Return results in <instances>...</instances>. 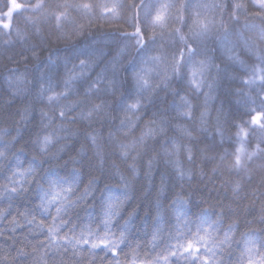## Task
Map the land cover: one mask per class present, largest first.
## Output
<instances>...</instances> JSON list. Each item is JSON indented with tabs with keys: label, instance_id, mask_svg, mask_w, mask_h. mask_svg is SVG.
<instances>
[{
	"label": "snow or ice",
	"instance_id": "1",
	"mask_svg": "<svg viewBox=\"0 0 264 264\" xmlns=\"http://www.w3.org/2000/svg\"><path fill=\"white\" fill-rule=\"evenodd\" d=\"M252 6L258 8L255 13H248L247 5L244 3H234L232 7L231 19L239 21V13L264 18V0H251ZM7 11H0V28L5 30V35L11 34L12 17L17 11H31L41 14L45 18H54L57 29L63 26L65 21H69V10L81 12L84 15H93L96 9H100L102 17L111 16L119 18V3H113L111 6L106 4H93L90 2L71 4L65 0L64 3L56 4L55 9L47 10L45 0H37L34 4H21L17 0H10L6 5ZM136 26L131 33H122L124 39H135L138 60L132 61L128 68L122 69L119 58H114L110 65L100 68L94 78L91 73L97 66L98 58L93 57L90 53L87 58L80 59L78 63L67 68L65 60V72L62 78H54L50 72H41L38 77L37 98L41 103L53 109V115L49 116L47 112L41 110V135L39 132L32 141L38 149L41 157H32L27 161L20 159L23 155L21 151H13L17 136H13L11 141L5 142L3 136L7 132L0 133V178L5 183L0 184V241L4 242L6 251L0 255V264H20L21 261L32 257L33 264H47L49 256L55 257L61 253L67 254L71 248L74 258H84L90 256L95 250L110 252L114 264H177V261H183V264H225L223 259L225 250L229 251V259L236 256L235 264H264V239H257V232L247 231L242 234V239L235 240V231L238 225L233 222L227 226L224 225L221 211L217 219H211V213L207 209L201 210L192 218H189L191 208V196L185 198L180 192H177L170 202V209L174 216V224L165 236L163 229L159 226L151 233V239L148 243L151 247L144 255H140L142 244L137 243L131 247L129 241V225L132 214L120 223L123 215V209L129 202L130 180L127 176L121 174L117 169L114 176L119 177L118 185L105 184L100 187L99 176H93L89 179L88 184L83 191H80L79 185L82 182V174L78 169L71 171L53 170L52 167L45 168L44 165L53 159L59 158V152L64 149L61 147L57 153L49 154L50 148L57 143L61 137L57 130L47 131L55 123L56 119L61 121L69 120L68 113L75 112L77 108L81 111L77 117L71 120L80 119L89 122L94 117L107 116V110L113 107L107 97L118 96V101L113 110H121L124 115L120 121V127H127L129 131L134 129L136 123L141 117L137 115L145 106L150 103L155 95L162 89H167L172 80L186 74L189 89L196 95L203 92L204 110L201 111L199 122L201 130H206L207 125V105L215 91L217 79L228 77L235 82V77L229 76L230 68L239 64L240 69L247 75L240 80V83L246 87H253L257 84L260 91L264 92V53L255 52L257 64L248 65L240 59L236 52V42L229 39L233 31L227 26H223V13L227 8L226 4H221L212 0V2L197 3L193 5L191 0H182L178 11L190 13L191 23L188 24V16L178 15L173 17L171 10L176 7L173 3H163L156 8L152 14L151 4H146L142 0L137 5ZM141 9H147L145 15H151L148 22L151 26L152 33L148 41L145 40L141 28V19L139 12ZM219 12L220 18H217ZM40 17H28L29 21L35 23ZM171 20H178L181 27H170ZM74 23V21H73ZM187 25V31H183V26ZM240 37V33H235ZM17 35H20L17 30ZM22 39L24 37H21ZM159 40V46L152 48L149 45H155ZM209 43L215 47L209 48ZM179 55H176L177 46ZM219 51V56L212 55ZM249 51H252L249 49ZM36 53L34 52L33 55ZM78 55H86L84 51ZM200 57L196 59V57ZM219 60V63L215 61ZM54 61L49 58V65ZM78 69V71H77ZM130 69V72H129ZM129 73L121 76V73ZM215 72V75H213ZM18 85L28 83L25 77H17ZM87 85L86 87L84 85ZM36 86V85H34ZM207 88V91H205ZM59 89V90H58ZM83 89V90H81ZM25 89L18 88V92ZM237 95L244 96L243 89L236 90ZM176 95V93H174ZM73 97H75L73 99ZM251 99L250 97H246ZM93 99H98L99 103H93ZM254 102V101H253ZM261 113L252 117L247 123L249 127L257 126L264 130V96L260 97ZM171 107L175 108L177 118L192 121L194 120V105L188 96H180L178 103H173ZM85 108L87 110H85ZM56 109H59L58 113ZM251 111H255L252 109ZM156 114L154 113V116ZM21 119H29L28 109L21 113ZM48 123H44V121ZM70 120V122H71ZM167 122L156 119L148 122L138 138L131 144H120L122 155L126 158L130 151L136 149L137 144L143 145L147 138H154L165 131L164 125ZM238 130L234 137H229L227 142L231 145L235 141L234 150L230 153L225 149L217 160L216 156L205 157V159L217 160V167L213 168L215 173L219 167H224L229 172H240L246 167V159H251L259 152H264L261 147L264 144V137L257 143L255 149L251 152L246 147L249 131L242 127L241 124H234ZM179 131L184 133L191 140L194 139L192 132L187 126L177 125ZM59 131H67L63 125L58 126ZM214 135L220 137V143H225V131L222 122V113L218 112L216 117V127ZM93 145H96V136H91ZM163 155L167 158L166 162L171 164L178 176L183 179L186 172L180 160L181 149L184 145L175 141L170 146L162 145ZM187 151V159L191 162L194 159L193 152L190 148ZM204 151H207L205 149ZM99 155V151L97 152ZM129 165V170L135 176L137 172L135 160ZM231 155L229 161L227 157ZM74 163L76 161H73ZM149 173L152 168V161L148 162ZM61 172H64L62 175ZM103 174V168L101 167ZM36 185L37 198L39 203L31 209L25 208L20 211L18 197L32 191V186ZM239 189V184L234 187V191ZM97 192L99 196L97 197ZM79 193V194H77ZM93 203L89 204V201ZM14 208L16 209L14 211ZM91 209L92 211H89ZM159 209V205H158ZM76 210H82L86 213V222H81L77 217V222H73L71 217ZM95 212V215L92 212ZM43 216V219L37 220V215ZM11 216V220L7 218ZM50 217V221L45 223ZM161 217L156 218L159 224ZM7 220V225L4 222ZM264 225V209L259 221ZM71 225V227H69ZM93 225H95L93 227ZM27 233L23 236H17L18 231ZM67 229V231H64ZM223 232L222 239L219 233ZM264 233V228L259 230ZM63 232V235L61 233ZM43 235L44 239L36 244H32L30 237ZM147 235V234H146ZM18 244L20 246H18ZM128 244L130 252L125 254V260L119 259L118 249L121 245ZM31 247V251H29ZM87 249V252L84 249ZM14 250V253H13ZM155 252L156 255H152Z\"/></svg>",
	"mask_w": 264,
	"mask_h": 264
},
{
	"label": "trees",
	"instance_id": "2",
	"mask_svg": "<svg viewBox=\"0 0 264 264\" xmlns=\"http://www.w3.org/2000/svg\"><path fill=\"white\" fill-rule=\"evenodd\" d=\"M9 2L10 0H0V5H6ZM17 2L30 5L36 3L37 0H17ZM64 2L65 0H45V6L47 10L62 11L63 9H55V5ZM67 2L71 4L90 2L108 6L119 3L121 5L118 9L119 18L102 17L100 9H96L91 16L69 10V21H65L63 26L57 29L54 18H45L41 14L31 11H17L12 17L11 34L5 35V30L0 28V133H8L3 136L5 142L11 141L13 136H17L13 151L22 150L23 155L20 156V159L24 161L25 166H27V161L34 156L44 159L32 141L38 132L41 135L44 134L41 130V110L47 112L49 116L53 115V109L41 103L36 95L38 77L42 71L50 72L54 78H62L65 72V60L68 61L67 68H71L80 59L87 58V54L90 53L93 57L98 58L97 66L90 77L94 78L100 68L110 65L114 58H119L122 69L128 68L130 62L139 59L135 46L136 40L124 39L121 34L131 33L135 30L136 6L140 5L142 0H67ZM144 2L152 5V14L160 4L173 3L176 5L171 10L173 17L182 14L188 16V24L191 23L192 9H189L187 13L178 11L182 0H144ZM205 2H212V0H191L193 5ZM216 2L227 5L222 17L223 26H227L233 31V35L229 39L236 42V52L240 59L248 65L257 64L255 52L258 50L264 53V18H256L241 12L239 21H233L231 5L237 2L244 3L247 5L248 13H255L259 9L252 6L251 0H216ZM0 11H7V8L0 7ZM146 11L147 9H141L139 15L144 38L148 41L152 29L148 23L151 20V15H145ZM38 16L40 18L35 23L28 19V17L36 18ZM217 18H220L219 12ZM169 26L181 27L178 20H171ZM17 30L20 35H17ZM183 31H187V25L183 26ZM235 33H240V37ZM159 43L160 41L157 40L155 45L150 44L149 46L155 48L159 46ZM208 46L210 49L215 47L213 43H209ZM178 47L179 45L176 55H179ZM81 51H84L86 55H78ZM34 52L35 55H33ZM210 54L219 56L220 53L217 50ZM49 58L54 61L51 66ZM199 58V56L196 57V59ZM215 62L219 63V60ZM127 74L129 73L122 71L121 76ZM246 75L240 69V65L235 64L229 70V76L235 77V82L228 77L217 79L215 91L207 105V125L204 131L201 130L199 122L200 113L205 108L204 94L202 92L196 95L189 89L186 74L183 78L179 76L174 78L167 89H162L150 103H145L140 113L137 114L141 119L137 121L131 131L127 127H120V121L124 115L122 109L113 110L118 96L107 97L113 107L107 110V116L101 114V116L94 117L92 122L80 119L71 120L72 117H77L81 111L80 108H77L75 112L68 113L69 120L56 119L52 127L47 130H57L59 136L67 138L60 139L50 148V155L57 153L61 147L64 150L59 152L58 159L49 160L44 167H52L53 170L63 169L64 171L80 170L82 174L80 191H83L93 176L101 177L100 187L105 184H119V177L113 175L117 169L121 174L127 176L131 182L130 200L123 209L120 223L122 224L132 214L128 238L131 247H135L137 243L143 245L139 250L141 256L151 247L148 241L157 226L163 229L166 236L174 224L170 202L177 192H180L185 198H188L189 194L191 196V203L188 205L191 208L189 218L201 210L207 209L209 213L213 214L211 219L214 220L217 219L216 214L223 211L225 226L233 222L238 225L235 231L236 241L241 240L242 234L247 231H255L257 239H264V233L259 231L264 228V225L259 222L262 209H264V152L257 153L251 159L245 157L246 167L240 172H229L224 167H219L215 173L212 171L214 167H217V160L225 149H228L230 153L234 150V139L231 145L227 142L228 138L234 137V133L238 130L233 126L234 124H241L249 131L246 147L250 152L264 137V130L259 127L254 125L249 127L247 123L242 124V121L250 122L253 116L261 113L260 97L264 96V92L259 90V84L249 88L240 83V80ZM17 77H25L28 83L18 85ZM21 87L25 91L18 92V88ZM241 88L245 93L244 96L237 95L236 90ZM184 95L188 96L194 105L195 119L192 121L177 118V110L171 107L174 102H179L180 96ZM92 102L99 103V100L93 99ZM24 109H28L29 119L27 121L21 119ZM252 109L255 111H251ZM85 110L87 109L85 108ZM58 111L59 109H56L57 113ZM218 112L222 113L225 131L226 142L223 144L220 143V137L214 135ZM153 119H156L157 123L160 119L167 122L164 125V133L154 138H147L143 145L137 144L136 149L130 151L125 158L119 145L131 144L134 140H138L146 126H150L148 122ZM44 123H48V121L45 120ZM59 125H63L67 131H59ZM177 125L187 126L194 139L189 140L184 133L178 130ZM93 135L97 138L96 145H93L90 139ZM173 141L184 145L185 148H190L194 155V159L190 162L187 159L185 148L181 149L180 160L186 172L183 179L178 176L173 166L166 162L167 158L163 155L161 146H170ZM261 147L264 148V144ZM205 149L207 151H204ZM98 151L99 155H97ZM137 153H141V155L135 160L137 172L133 176L129 165L133 163V157H137ZM213 155L217 160L205 159V157ZM231 159L232 156L229 155L227 160ZM150 160L152 168L149 173L148 162ZM61 174L63 175L64 172ZM3 183H5L4 179L0 178V184ZM237 184H239V189L234 191ZM37 196L36 185H33L32 191L18 197L19 203L16 207L20 211L25 208L31 209L39 203ZM88 203L91 204L93 201L90 200ZM89 211L92 210L89 209ZM92 214L95 215V212L93 211ZM158 215L161 217L159 224L156 221ZM77 217L81 222H86L84 211L76 210L74 212L71 217L74 223L77 222ZM11 218L9 216L7 220H11ZM40 219H43V216L38 214L37 220ZM7 220L4 222L5 225H7ZM49 221L50 217L45 223ZM26 233L27 229H24L23 232L18 231L16 235L23 236ZM222 237L223 232L221 231L219 238L222 239ZM30 239L34 245L43 240L44 236L37 234ZM18 246L20 245L18 244ZM28 250L31 251V247ZM4 251H6L4 242L0 241V255H3ZM84 251L87 252V249L85 248ZM118 252L119 259L124 261L125 254L130 252V246L128 244L121 245ZM152 255L154 256L156 253L153 252ZM228 257L229 251L225 250L223 256L225 264H235L236 256L233 255L231 259ZM20 264H33V259L28 257ZM47 264H114V260L110 252L99 249L90 256L74 258L72 250L69 248L67 254L49 256ZM177 264H183V261H177Z\"/></svg>",
	"mask_w": 264,
	"mask_h": 264
}]
</instances>
